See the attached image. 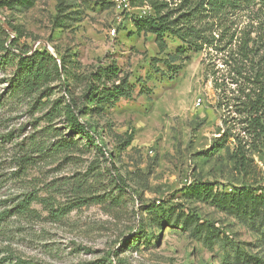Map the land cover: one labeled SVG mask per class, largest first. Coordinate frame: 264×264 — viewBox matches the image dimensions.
<instances>
[{
	"label": "rangeland",
	"instance_id": "374dc122",
	"mask_svg": "<svg viewBox=\"0 0 264 264\" xmlns=\"http://www.w3.org/2000/svg\"><path fill=\"white\" fill-rule=\"evenodd\" d=\"M148 12L131 8L129 0H32L0 7V26L16 43L15 54L48 51L77 76L67 82L61 75L40 108L34 101L8 100L6 82L16 67L0 65V204L9 201L1 210L14 199L36 197L32 215L14 217L0 245L30 264H264V206L259 200L235 208L230 192L253 186L264 193V137L244 130L232 93L236 85L225 81L228 68L216 54L184 51L173 37L165 38L161 51L155 36L137 34L132 15ZM235 21L238 31L251 33L263 58L264 9ZM113 67L119 69L113 80L96 81ZM127 77L130 98L92 103L80 115L92 83L102 90ZM215 80L227 86L225 92ZM55 101L75 107L108 154L84 134H73L62 114L49 126L46 115ZM50 129L77 139L74 153L48 156L9 179L18 171L17 145L48 141L42 131ZM238 148L251 164L248 175L236 168ZM78 181L81 193L73 186ZM199 187L204 195L194 196ZM83 200L87 204L60 220L53 216Z\"/></svg>",
	"mask_w": 264,
	"mask_h": 264
},
{
	"label": "trees",
	"instance_id": "16d2710c",
	"mask_svg": "<svg viewBox=\"0 0 264 264\" xmlns=\"http://www.w3.org/2000/svg\"><path fill=\"white\" fill-rule=\"evenodd\" d=\"M26 4L31 5L32 0L0 1V7L5 9H13L15 5L26 6ZM129 5L136 9L149 8L150 12L144 16L132 15V22L137 34L149 33L155 36L161 51L167 47L165 38L173 37L182 44L180 48L184 51L216 54L225 68H228L226 75L223 76L226 77L225 81L231 80L230 83L236 85L232 93L236 95L234 100L237 102L235 103V106H238L237 112L245 117L244 122L247 125L244 130L253 136L264 137V57L260 56L261 48L258 44L256 45L251 33L238 31L235 21L242 13L262 11L264 0H129ZM15 46L16 43L9 41V34L0 26V65L5 67L15 65L16 67L6 82L8 84L6 89L8 100H30L35 102L34 106L40 105L42 108V105L46 104L43 102L44 99L50 102V98L54 95L52 85L61 75H67V82L71 79L76 80V74L70 73L67 61L64 59L59 61L48 51L17 55L14 52ZM118 73L119 69L116 67L104 69L101 71V75H97L96 81L99 78L113 80ZM214 83L218 91H226V85L220 84L218 80H215ZM131 96L132 90L128 77L121 80L119 84L116 83L111 88L102 90L95 83H92L84 96L80 115L88 114L90 108L87 105L92 103L98 106L106 105ZM61 104L60 101L52 103L51 111L46 115L49 126L62 114L65 117L66 126L73 134H84L102 154H108L103 153L102 150L107 145L97 143L96 136L100 137V135L98 132L92 131L95 130L94 127L80 123L79 118L75 115V107L71 105L62 107ZM73 106H77L76 100H73ZM42 132L51 136L48 141L45 138L35 139L26 146H23L24 143L17 145L19 157L16 158L15 164L18 171L11 174L9 179L19 178L21 176L18 175L19 173H25L48 156H70L76 150L77 139L73 137L69 139L65 134L56 133L57 130L55 129ZM131 142L132 138L128 140L127 145H130ZM235 157L236 168L245 175L250 174L251 164L242 149L238 148ZM78 182L73 186L77 188L78 193H81L80 190H83L84 185L83 182ZM192 190L193 195L198 197L204 195L206 191L204 187L193 188ZM259 190L253 186H244L237 190L231 189L230 192H235L231 198L232 206L241 208L249 204L256 205L259 200L264 206V193L259 194ZM35 198L32 193L14 199L13 206L5 210H1V207L9 201H3V204H0L1 245L8 237L11 220L14 217L22 218L32 215L31 205ZM81 198L89 199L88 197ZM96 200V204L103 203L100 201L101 199ZM85 203L86 201L83 200L74 203L75 205L68 209L57 211L51 209V212L55 211L53 216L58 221L74 208ZM132 244L135 245V240L132 241ZM1 245L0 264H30L28 260L22 259L13 251H9L8 247ZM122 245L127 247L129 239H124ZM2 254L5 255L1 257Z\"/></svg>",
	"mask_w": 264,
	"mask_h": 264
}]
</instances>
